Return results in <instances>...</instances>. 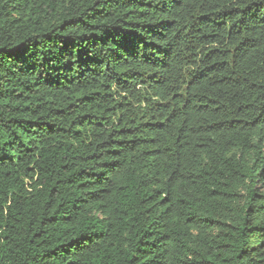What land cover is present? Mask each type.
<instances>
[{"label": "trees", "instance_id": "trees-1", "mask_svg": "<svg viewBox=\"0 0 264 264\" xmlns=\"http://www.w3.org/2000/svg\"><path fill=\"white\" fill-rule=\"evenodd\" d=\"M0 264H264V0H0Z\"/></svg>", "mask_w": 264, "mask_h": 264}]
</instances>
